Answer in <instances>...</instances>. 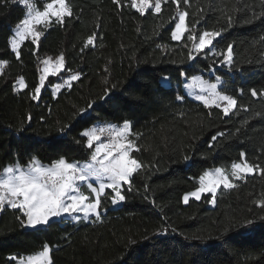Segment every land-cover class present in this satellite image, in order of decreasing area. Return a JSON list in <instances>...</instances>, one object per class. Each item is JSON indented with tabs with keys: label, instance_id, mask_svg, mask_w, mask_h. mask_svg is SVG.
Listing matches in <instances>:
<instances>
[{
	"label": "trees",
	"instance_id": "obj_1",
	"mask_svg": "<svg viewBox=\"0 0 264 264\" xmlns=\"http://www.w3.org/2000/svg\"><path fill=\"white\" fill-rule=\"evenodd\" d=\"M49 2L36 0L35 4L41 10ZM66 2L71 3L76 16L69 19L66 27L53 25L48 29L42 37L39 58L63 53L66 68L81 72L82 79L75 82L70 94L64 89L53 99L51 86L66 74L49 77L51 83L42 90L38 102L27 98L40 73L38 57L29 54L34 47L30 39L21 45L22 61L8 54L9 37L19 19L24 18L25 9L12 0L0 3V59L9 62L0 70V170L17 156L26 162L32 153H38L44 163L61 154L83 162L84 152L72 139L89 124L74 121L73 131L64 143L53 139L58 135L53 127L69 121L74 106L83 107L87 99L100 93L105 76L116 83L134 75L139 70L137 60L139 68L149 69L136 78L137 84L148 85L137 93L141 99L118 96L113 104L91 111L86 120H113L109 113L116 107L124 109L116 116L135 122L134 130L141 134L136 155L144 167L134 176L131 191L124 186L126 203L113 207L104 198L108 211L100 221L74 223L65 219L35 233L19 227L18 211L0 212V264H15L9 261L10 256L42 250L44 243L52 248L54 264H119L127 251L126 242L132 238L140 243L129 264L132 259L138 264L186 262L190 257L181 248L183 235H214L228 220L259 212L255 202L264 199V175L257 169L245 180L234 181L233 189L221 186L213 206L203 199L191 198L189 205L182 202L187 192L199 186L200 175L216 167L228 170L232 163L242 160L241 151L246 153V162L264 166V96L251 95V89L264 92V0H189L181 4V10L189 13L186 22L201 20V30H221L224 25L223 36L214 41V52L225 51L229 43L234 45L232 70L220 67L222 57L208 53L196 61L187 76L201 75L211 81L220 73H228L221 77L225 83L220 91L238 102L229 117L215 106L210 111L188 97L184 83L177 86V73L171 70L183 67L181 61L186 60L192 41L186 36L180 42L171 40L177 21L176 5L162 3L160 13L149 10L141 16L129 7L131 0H122V9L113 0ZM229 16L236 21L231 28L227 27ZM93 33H98L94 45L84 48V41ZM213 64L219 72L210 76L209 68L204 66ZM157 69L171 75L170 88L161 87L155 79L163 75ZM20 76L29 87L17 95L13 86ZM176 92L186 96L184 103H173ZM22 127L27 130L18 132ZM217 133L223 135L209 147L211 137ZM185 154L190 157L188 162L183 160ZM165 220L178 234L144 242L142 234L152 235L164 227ZM209 258L222 264H264V236L237 239L231 249Z\"/></svg>",
	"mask_w": 264,
	"mask_h": 264
},
{
	"label": "snow or ice",
	"instance_id": "obj_2",
	"mask_svg": "<svg viewBox=\"0 0 264 264\" xmlns=\"http://www.w3.org/2000/svg\"><path fill=\"white\" fill-rule=\"evenodd\" d=\"M9 0H0V3L7 4ZM26 9L24 18L19 19L16 23L13 35L9 37L8 48L9 55H15L16 60L22 61L21 45L26 41H31L34 46L30 49V55L38 57V63L42 65L39 71L38 83L34 85L31 92L27 93L30 101H39L42 90L47 88L51 83L49 77L65 75L62 82L55 83L51 88V97L57 99L63 94L64 89L69 94L74 88L75 82L82 79L81 72H71L66 68V58L63 53L55 58L47 56L39 58V48L42 43V37L45 36L48 29L53 25L66 27L69 19L75 18L76 13L70 2L66 0H51L46 3L43 10H39L32 0H12ZM189 0H131L130 8L135 9L141 16L146 11L160 13L162 3H171L176 5V17L174 28L170 36L171 40L180 42L186 36L187 40L192 41L191 47L187 50L186 60L181 61L183 67L174 68L171 71L177 73L176 83L179 86L183 83L181 78H187L189 72L193 70V65L201 56H208V53L222 57L220 67L227 66L229 70L234 68L233 48L234 45L229 43L227 49L223 52H214V41L223 36L224 25L221 30H201V20L195 23L186 22L189 16L187 11L181 10V4H188ZM113 4L122 9L124 4L122 0H113ZM264 18V17H261ZM247 22V21H246ZM236 23L231 16L228 17L227 27L231 28ZM37 25L41 27H37ZM98 33H93L84 41V48L93 46ZM83 48L81 51L83 52ZM207 50V51H205ZM7 60L0 59V69ZM131 77H125L124 81L112 83L109 77L105 76L102 82L101 92L97 93L85 101L83 107L74 106L73 115L69 121L60 123L53 127L52 131L58 133L53 139L57 143H64L65 138L73 131L74 121H82L89 126L82 128L78 137H73L72 142L79 149L83 150V162L78 159L69 160L64 155L55 158H49L48 163L42 162V157L38 153L28 155L27 161L22 163L20 157L2 167L0 170V212L8 209L14 212L18 211L16 220L19 227L23 230L32 232H43L46 228L51 227L54 223L61 220H69L74 223L81 221L87 223L100 221L103 215H106L108 209L104 204V198L110 200L113 207L126 203L127 191L132 190V181L134 176L144 167L138 159L136 153L140 151L138 138L140 133L135 132V122L127 117H117L116 113L124 109L116 107L112 113L113 120L101 121L99 118L92 123L86 120L91 111L103 108L104 105L113 104L118 96H127L130 100H139L137 95L141 88L148 85H139L136 82L137 77H141L149 69L139 68ZM144 63H147L145 61ZM175 63V61H173ZM209 68V75L213 72H219L215 65H205ZM131 71V69H130ZM163 73L155 77L163 88H170L171 75L165 69H157ZM203 74V73H202ZM228 73H220L215 76L216 82L210 83L208 80L201 79L200 75L191 77V84L185 85L191 88L195 84L200 94L195 95V102L202 103L204 108L211 111L212 106L221 109L225 117L234 114L233 110L237 108V99L232 95L223 94L218 90V85L223 87L224 81L221 77ZM47 81V84H46ZM29 86L23 76H20L14 86L13 91L19 95L22 90ZM160 89H157L159 91ZM243 94V89H240ZM252 97L264 96V92H258L251 89ZM191 96V93H189ZM186 96L182 92L174 94L173 103H184ZM28 127L31 126V115L28 117ZM26 128H20L18 132L23 133ZM223 133H217L211 137L209 147L214 146L219 136ZM48 141H42L47 143ZM241 159L246 157V153L241 151ZM184 162H188L190 157L183 156ZM259 169L261 175H264V166L244 163H232L230 175L221 167H216L214 173L205 171L199 176V186L182 197L185 205L190 204V199L195 201L206 200L209 205H215L218 190L233 189L236 187L234 181L245 180L248 175L255 173ZM110 190V191H109ZM147 191V188L145 189ZM148 200V196H144ZM255 207L259 212H250L234 219H230L221 225L214 235L207 237L201 235L182 236L184 243L181 248L187 250L190 257L186 262L183 260H167L165 264H222V261H214L209 258L213 253L223 254L224 250L231 249L237 239L253 237L257 234L264 236V199L257 200ZM164 227L157 229L155 233L143 235V241L147 242L156 237H167L170 233L177 235V229L165 221ZM182 235V234H180ZM140 243L135 238L126 242L127 251L119 261V264H129V259L133 258L138 252L136 245ZM52 248L48 243L42 245V250L35 254L28 255L25 259L23 256L12 255L9 261H17V264H54L52 258ZM132 264H138V261L132 259ZM159 264V262H157Z\"/></svg>",
	"mask_w": 264,
	"mask_h": 264
},
{
	"label": "rangeland",
	"instance_id": "obj_3",
	"mask_svg": "<svg viewBox=\"0 0 264 264\" xmlns=\"http://www.w3.org/2000/svg\"><path fill=\"white\" fill-rule=\"evenodd\" d=\"M35 1L36 0H32V2L35 4ZM152 2H154V0H150V3H152ZM50 3V2H49ZM36 5V4H35ZM37 7V6H36ZM38 8V7H37ZM25 9V8H24ZM39 9V8H38ZM40 10V9H39ZM41 10H43V9H41ZM25 14H26V9H25V13H24V16L23 17H25ZM177 22V21H176ZM37 27L39 28V27H41V26H39V25H37ZM47 57V56H46ZM56 56H54L53 58H55ZM43 58H45V57H43ZM42 59V58H41ZM40 67H42V65H40ZM1 70V69H0ZM40 74V73H39ZM59 76V75H58ZM201 76V75H200ZM58 78V77H57ZM64 78H66V77H64ZM64 78H62L61 80H59V81H56L55 83H59V82H62V80L64 79ZM201 79H205V80H208L210 83H215L216 82V79L214 78L213 80H209L208 78H205V77H202L201 76ZM54 83V84H55ZM183 83H184V92L186 93V95L188 96V97H191L192 99H194L195 100V95H197V94H200V91H199V88L195 85V84H192V87L191 88H187V87H185V85H187V84H191L192 83V81H191V77L190 78H187V79H184V81H183ZM53 84V85H54ZM52 85V86H53ZM52 86H51V88H52ZM218 90H220V86L218 85ZM189 93H191V96H189ZM245 162V159H242L240 162H238V163H244ZM214 170H215V168H213V169H209V170H207L209 173H214ZM225 172L226 173H228L229 175H230V173H231V166H230V168L228 169V170H225ZM198 183H199V180H198ZM192 191H194V190H192ZM189 192H191V191H189ZM189 192H187V193H189ZM186 193V194H187ZM210 206H213V205H210ZM40 251V250H39ZM38 251H36V252H31V254H21L20 256H23L25 259L27 258V256L28 255H32V254H35V253H37ZM19 257V256H18ZM15 264H17V261H15Z\"/></svg>",
	"mask_w": 264,
	"mask_h": 264
}]
</instances>
